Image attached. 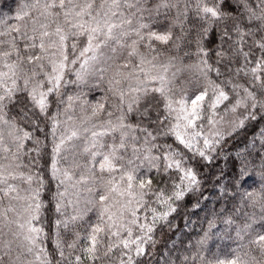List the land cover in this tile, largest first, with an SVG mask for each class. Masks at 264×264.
<instances>
[{
  "label": "snow or ice",
  "instance_id": "6c2138e0",
  "mask_svg": "<svg viewBox=\"0 0 264 264\" xmlns=\"http://www.w3.org/2000/svg\"><path fill=\"white\" fill-rule=\"evenodd\" d=\"M15 3L0 12V264H264V0ZM245 131L214 177L221 210L158 249ZM233 232L237 248L205 255Z\"/></svg>",
  "mask_w": 264,
  "mask_h": 264
},
{
  "label": "trees",
  "instance_id": "16d2710c",
  "mask_svg": "<svg viewBox=\"0 0 264 264\" xmlns=\"http://www.w3.org/2000/svg\"><path fill=\"white\" fill-rule=\"evenodd\" d=\"M16 7L15 0H0V12L5 17L13 14L12 10ZM87 99L90 102H96L104 96V89L97 88L95 91L84 90ZM247 132L239 133L235 139L229 140L224 152H221L219 157L216 158L212 165L208 167H202L201 174L204 177L203 194L207 199H199L200 207H195L198 196L189 194L183 201L180 202L181 206L177 211L169 217V221L173 227L171 230L168 228L157 229L160 236V244L158 249L162 248L164 244H168L170 247L172 241L179 244L181 241H195L207 228L206 219L212 210L220 211L221 205L217 201V190L213 187L214 177L221 169L224 170L226 175H230L235 171V162L232 157L236 152L240 151L242 145L246 139ZM47 178V174L45 173ZM259 177H257L258 179ZM251 183V182H249ZM51 184V182H50ZM47 198V193L45 194ZM231 237L224 236L222 233H218L212 236L205 246V255L227 254L231 249L237 248L242 241L235 240V233H231ZM51 247V245H49Z\"/></svg>",
  "mask_w": 264,
  "mask_h": 264
}]
</instances>
